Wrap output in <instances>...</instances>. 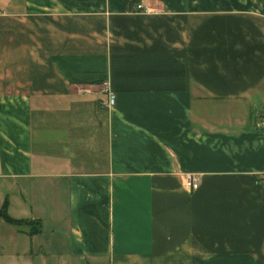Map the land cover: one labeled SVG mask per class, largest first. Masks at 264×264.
<instances>
[{
	"label": "crops",
	"instance_id": "1",
	"mask_svg": "<svg viewBox=\"0 0 264 264\" xmlns=\"http://www.w3.org/2000/svg\"><path fill=\"white\" fill-rule=\"evenodd\" d=\"M260 117L264 0H0V255L264 264Z\"/></svg>",
	"mask_w": 264,
	"mask_h": 264
},
{
	"label": "rangeland",
	"instance_id": "2",
	"mask_svg": "<svg viewBox=\"0 0 264 264\" xmlns=\"http://www.w3.org/2000/svg\"><path fill=\"white\" fill-rule=\"evenodd\" d=\"M259 128L261 131L264 132V118H259ZM1 208V207H0ZM6 212L7 214L9 215L8 213V210L6 209ZM10 216V215H9ZM11 217V216H10ZM13 218V217H12ZM14 219H18V218H14ZM21 220L24 219V220H29V221H32V223H21L19 226H16V225H11V224H8L6 223L2 218H0V221L7 224V225H10L12 227H15L16 229H20V233L21 234H27L29 236H32L34 234H37L38 232H35L36 230H34L38 225L37 224V220L36 219H30V218H20ZM19 220V219H18ZM36 220V221H35ZM40 228H41V225H40ZM37 229V228H36ZM38 230V229H37ZM4 234H7L8 233H4ZM6 236V235H4ZM7 237L3 238V240L5 241ZM8 252V251H6ZM12 257H9V254L8 255H0V264H12L10 261L12 260L11 259ZM33 259L35 258L36 260V264H50L52 263L53 259L52 258H45V257H42L41 256H35V257H32ZM52 260V261H51ZM43 261V262H42Z\"/></svg>",
	"mask_w": 264,
	"mask_h": 264
},
{
	"label": "built area",
	"instance_id": "3",
	"mask_svg": "<svg viewBox=\"0 0 264 264\" xmlns=\"http://www.w3.org/2000/svg\"><path fill=\"white\" fill-rule=\"evenodd\" d=\"M140 9H144L140 4H136L135 5V10H140ZM147 11V9H146ZM104 87H107V97L105 100H103V105L108 109V108H111L114 104V94L112 92H110L108 90V86H107V83L105 82L103 84ZM200 183V178L197 176V175H194V174H191V173H187L184 175V178H183V184L184 186L189 189V190H194L198 187Z\"/></svg>",
	"mask_w": 264,
	"mask_h": 264
},
{
	"label": "trees",
	"instance_id": "4",
	"mask_svg": "<svg viewBox=\"0 0 264 264\" xmlns=\"http://www.w3.org/2000/svg\"><path fill=\"white\" fill-rule=\"evenodd\" d=\"M6 209H7V202L4 201L3 205L1 206L0 208V218H2L6 223L8 224H11V225H16V226H19L21 223H32V221H29V220H24V219H14L12 217H10L7 212H6ZM36 221V220H35ZM38 225L36 228L38 229H34L36 230L35 232H39L40 231V222L39 220H37V224Z\"/></svg>",
	"mask_w": 264,
	"mask_h": 264
}]
</instances>
